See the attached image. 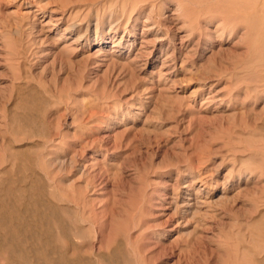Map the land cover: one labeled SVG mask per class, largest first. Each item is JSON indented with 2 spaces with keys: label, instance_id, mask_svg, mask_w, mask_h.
Here are the masks:
<instances>
[{
  "label": "rangeland",
  "instance_id": "obj_1",
  "mask_svg": "<svg viewBox=\"0 0 264 264\" xmlns=\"http://www.w3.org/2000/svg\"><path fill=\"white\" fill-rule=\"evenodd\" d=\"M0 209V264H264V0H0Z\"/></svg>",
  "mask_w": 264,
  "mask_h": 264
},
{
  "label": "bare ground",
  "instance_id": "obj_2",
  "mask_svg": "<svg viewBox=\"0 0 264 264\" xmlns=\"http://www.w3.org/2000/svg\"><path fill=\"white\" fill-rule=\"evenodd\" d=\"M117 23H118V22H117ZM20 180H21V179H20ZM8 181H10V180H8ZM8 181H7V182H8ZM35 181H37V180H35ZM10 182H11V181H10ZM10 182H8V183H10ZM18 182H19V181H18ZM31 182H33V181H31ZM6 185H7V184H6ZM36 185H37V184H36ZM29 186H30V185H29ZM8 187H9V186H8ZM20 188H22V186H21ZM26 188H27V187H26ZM7 189H8V188H7ZM18 189H19V188H18ZM30 189H33V191H35L34 189H36V188H35V184H34V182L31 183V187L29 188V190H30ZM21 190H22V189H21ZM26 190H28V189H26ZM29 190H28V191H29ZM29 192L31 193V191H29ZM32 193H33V192H32ZM34 193H35V192H34ZM30 195H32V194H30ZM31 197H32V199L34 198L33 195H32ZM13 204H14V203H13ZM10 205H11V204H10ZM11 206H12V205H11ZM15 206H16V205H15ZM15 206H14V208H15ZM9 207H10V206H9ZM11 208H12V207H11ZM14 208H13V209H14ZM5 209H6V208H5ZM15 209H16V208H15ZM1 210H2V209H0V211H1ZM4 211H5V210H4ZM4 211H1V212H0V225H3V226L5 227L6 224H7V225H10V224H8V219H9V215L7 214L8 212H4ZM13 211L15 212V210H13ZM16 213H17V211H16ZM14 214H15V213H14ZM15 216H16V215H15ZM15 216H14V217H15ZM14 217H13V218H14ZM18 217H19V215H18ZM18 217H17V218H18ZM18 219H19V218H18ZM58 221H59V219H58ZM6 222H7V223H6ZM62 223H63V222H60L61 225H62ZM4 227L1 226L0 229H2V228H4ZM6 228L8 229L9 226H6ZM7 229H6V230H7ZM64 230H65V229H64ZM59 231H60V230H59ZM12 234H13V233H12ZM65 236H66V235H65ZM50 238H52V237H50ZM69 238H70V236H69ZM47 240H48V239H47ZM52 242H53V244H54L55 241H52ZM74 242H75V241H74ZM74 242H73V245H72V247H71L72 250L70 249V252H71V254H73V255H75L76 253L78 254V252H79V247H80V246L77 247L79 244L76 245V244H74ZM49 243L52 244V243L50 242V240H49ZM82 250H83V249H82ZM58 251H59V249H58ZM61 252H62V251H61ZM82 252H83V251H82ZM82 252L80 251V253H82ZM80 253H79V254H80ZM59 254H60V252H59ZM82 255H83V254H82ZM75 257H76V256H75ZM81 257H83V256H81ZM79 258H80V257H79ZM263 258H264V256H263ZM77 260L80 261L81 259L79 260L78 257H77ZM81 261H82V260H81ZM255 261H256V260H255ZM261 261H262V260H261ZM256 262H257V261H256Z\"/></svg>",
  "mask_w": 264,
  "mask_h": 264
}]
</instances>
